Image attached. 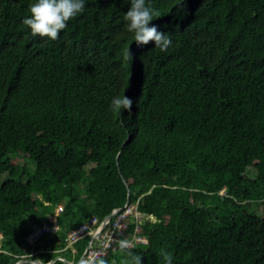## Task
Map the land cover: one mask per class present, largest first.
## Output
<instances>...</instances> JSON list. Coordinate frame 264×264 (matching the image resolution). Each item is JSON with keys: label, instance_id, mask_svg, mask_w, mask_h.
<instances>
[{"label": "trees", "instance_id": "1", "mask_svg": "<svg viewBox=\"0 0 264 264\" xmlns=\"http://www.w3.org/2000/svg\"><path fill=\"white\" fill-rule=\"evenodd\" d=\"M31 2L0 0V264L78 263L91 237L63 250L68 233L124 207L125 180L156 218L142 264H264V0H150L164 52L136 46L124 0H87L55 41L22 24Z\"/></svg>", "mask_w": 264, "mask_h": 264}, {"label": "clouds", "instance_id": "2", "mask_svg": "<svg viewBox=\"0 0 264 264\" xmlns=\"http://www.w3.org/2000/svg\"><path fill=\"white\" fill-rule=\"evenodd\" d=\"M87 0H32L28 6V15L22 19V24L30 29L33 36L47 37L55 41L62 30L66 29L68 22L81 14ZM129 5L124 14L125 29L133 34L137 47H143L152 42L161 52L167 51L172 44L170 36L158 30L156 24L151 23L159 18V12L151 6L150 0H124ZM122 61H128L132 53L128 47L120 52ZM133 100L127 96H114L110 108L116 113L122 109L131 111ZM122 252L129 257L128 264H142V257L129 251V241L122 239L118 243ZM164 264H173V257L168 252L160 254ZM98 264H105L103 259Z\"/></svg>", "mask_w": 264, "mask_h": 264}, {"label": "built area", "instance_id": "3", "mask_svg": "<svg viewBox=\"0 0 264 264\" xmlns=\"http://www.w3.org/2000/svg\"><path fill=\"white\" fill-rule=\"evenodd\" d=\"M62 210L63 207L59 206L55 214L49 215L46 220L33 226L32 231L26 237L29 245L35 246L44 234L53 233L61 229L58 215ZM146 220H156V218L153 215L141 212L138 209L137 203H129L122 207V210L108 221L106 227L101 232H99V225L101 223L97 225L99 222L98 217H94L69 232L66 237L67 245L63 250L73 248L76 242L90 236L91 239L79 262L80 264H96L100 259L119 248L118 243L122 239L129 241V248L148 244L149 237L142 232L143 224ZM132 222H134V230L131 232L130 223ZM98 232L99 234L97 235ZM34 253H38V251Z\"/></svg>", "mask_w": 264, "mask_h": 264}, {"label": "water", "instance_id": "4", "mask_svg": "<svg viewBox=\"0 0 264 264\" xmlns=\"http://www.w3.org/2000/svg\"><path fill=\"white\" fill-rule=\"evenodd\" d=\"M125 180V179H124ZM125 183L128 187V192H129V197L127 199V202L125 204L128 205L130 203V194H131V189L129 184L127 183V181L125 180ZM122 210L121 208H115L112 213H110L109 215H107L101 222V224L99 225V232H101L107 225L108 221H110L117 213H119ZM99 232L97 233V235L99 234ZM96 235V236H97ZM58 259H62L64 260L66 263H71L69 260H67L65 257L63 256H58L57 258H55L54 260L48 262V263H44L43 261H41L40 259H32V258H25V259H21L19 260L16 264H22V263H33V264H53L56 260ZM73 264V263H71ZM76 264H80V262L76 263Z\"/></svg>", "mask_w": 264, "mask_h": 264}, {"label": "rangeland", "instance_id": "5", "mask_svg": "<svg viewBox=\"0 0 264 264\" xmlns=\"http://www.w3.org/2000/svg\"><path fill=\"white\" fill-rule=\"evenodd\" d=\"M249 210L252 212H255L256 214L260 216H264V205L261 202H258L256 200L254 201L253 204H251V207L249 208Z\"/></svg>", "mask_w": 264, "mask_h": 264}, {"label": "crops", "instance_id": "6", "mask_svg": "<svg viewBox=\"0 0 264 264\" xmlns=\"http://www.w3.org/2000/svg\"><path fill=\"white\" fill-rule=\"evenodd\" d=\"M57 257H58V256H57ZM57 257H56V258H57ZM71 263H72V262H71Z\"/></svg>", "mask_w": 264, "mask_h": 264}]
</instances>
